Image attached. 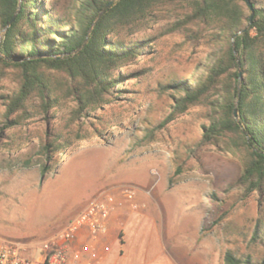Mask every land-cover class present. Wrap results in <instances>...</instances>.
Returning <instances> with one entry per match:
<instances>
[{"label": "rangeland", "instance_id": "374dc122", "mask_svg": "<svg viewBox=\"0 0 264 264\" xmlns=\"http://www.w3.org/2000/svg\"><path fill=\"white\" fill-rule=\"evenodd\" d=\"M59 1L63 13L70 0ZM189 14L183 3L161 2L137 27L118 32L117 38L128 42L148 41L145 51L118 71L126 81L116 84L109 103L75 119V125L92 130L101 116H115L120 125L75 143L44 180L38 165L22 168L21 163L39 151L51 129H69L75 102L66 101L51 121L35 115L12 129L0 126V241L22 244L26 256L39 258L44 242L110 191L123 202L114 212L131 221L126 239L140 238L142 247L132 245L129 264H225L228 252L263 250L252 236L259 220L264 224V189L245 196L239 186L243 167L231 154L233 137L205 142L219 116L216 107L206 101L190 107L155 142L136 145L145 128L164 120L180 97L166 87L170 80L190 81L215 52L206 27L190 21ZM18 74L0 65V121ZM223 86L211 101L222 99ZM126 187L135 190L131 201L121 195Z\"/></svg>", "mask_w": 264, "mask_h": 264}, {"label": "trees", "instance_id": "16d2710c", "mask_svg": "<svg viewBox=\"0 0 264 264\" xmlns=\"http://www.w3.org/2000/svg\"><path fill=\"white\" fill-rule=\"evenodd\" d=\"M45 1L0 0V31H4L0 65L19 73L17 89L6 97L0 126L12 129L35 115L51 121L52 113L69 99L76 105L69 129H51L39 151L22 161V168L38 165L44 180L61 163L58 156L75 143L102 135L103 128L119 127L121 122L115 116H101L99 126L92 130L85 129V123L75 125V119L103 109L116 84L126 81L118 71L145 51L148 41L128 42L117 38L118 32L137 27L161 2L183 3L190 10L189 20L206 27V41L215 52L190 81L170 80L166 87L180 97L164 120L145 128L136 145L155 142L171 122L206 101L217 108L219 116L204 134L205 142L233 137L231 154L243 167L239 186L245 196L264 189V0H251L255 15L250 25L251 10L245 0H70L63 13L59 0ZM233 40L243 74L239 120L234 114L240 76ZM219 84L224 85L222 99L211 101ZM252 241L263 250L241 255L228 252L225 264H264L261 220Z\"/></svg>", "mask_w": 264, "mask_h": 264}, {"label": "built area", "instance_id": "2783aa9c", "mask_svg": "<svg viewBox=\"0 0 264 264\" xmlns=\"http://www.w3.org/2000/svg\"><path fill=\"white\" fill-rule=\"evenodd\" d=\"M135 194L130 187L121 192L125 201L133 200ZM122 205L114 193L103 191L63 230L42 244L39 258L26 256L22 244L0 241V264H101L98 240L108 233L109 219ZM85 234L89 242L82 244L80 239Z\"/></svg>", "mask_w": 264, "mask_h": 264}, {"label": "crops", "instance_id": "0c3cea01", "mask_svg": "<svg viewBox=\"0 0 264 264\" xmlns=\"http://www.w3.org/2000/svg\"><path fill=\"white\" fill-rule=\"evenodd\" d=\"M147 216V214H143ZM125 214L113 212L108 222V233L100 237L97 248L100 254L101 264H129L130 250L132 245L141 248L140 238L133 243L126 239L130 230L131 221L125 218ZM141 237V233L139 234ZM82 244L89 242V237L85 234L81 237ZM141 255V251L136 252V256Z\"/></svg>", "mask_w": 264, "mask_h": 264}, {"label": "water", "instance_id": "95a60500", "mask_svg": "<svg viewBox=\"0 0 264 264\" xmlns=\"http://www.w3.org/2000/svg\"><path fill=\"white\" fill-rule=\"evenodd\" d=\"M245 2H246V4H247L248 8L251 10L250 23H249V25H250V24L252 23V21H253V17H254V15H255L254 5H253V3H252L251 0H245ZM20 7H21V6H19L18 12H19V10H20ZM104 11H105V10H104ZM18 12H17V13H18ZM16 15H17V14H16ZM16 15L14 16V18H13L12 21L10 22L9 26H10V25L12 24V22L14 21ZM99 17H100V16H99ZM249 25H248L244 30L240 31V32L236 35V37L239 36V35L244 34V33L249 29ZM9 26H8V27H9ZM8 27H7V28H8ZM7 28H6V29H7ZM5 31H6V30H5ZM3 32H4V31H3ZM1 39H2V37H0V42H1ZM232 46H233L234 55H235V57H236V61H237V64H238V70H239V76H240V81H239V83H238L239 91H238L237 100H236V104H235V110H234L235 118H236V120H239V119H238V112H237V109H238V105H239L241 80H242V76H243V74H242V71H241L240 57H239L238 53L236 52V49H235V41H234V40H233V44H232ZM80 49H81V48H80Z\"/></svg>", "mask_w": 264, "mask_h": 264}]
</instances>
